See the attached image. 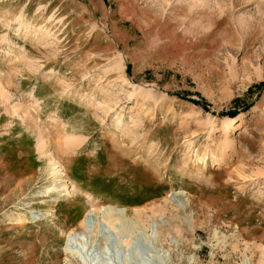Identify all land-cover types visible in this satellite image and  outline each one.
<instances>
[{
	"label": "rangeland",
	"instance_id": "374dc122",
	"mask_svg": "<svg viewBox=\"0 0 264 264\" xmlns=\"http://www.w3.org/2000/svg\"><path fill=\"white\" fill-rule=\"evenodd\" d=\"M229 118L231 133L212 129ZM51 155L77 205L47 223ZM89 206L127 218L93 214L95 235L67 240ZM91 259L264 264V0H0V264Z\"/></svg>",
	"mask_w": 264,
	"mask_h": 264
},
{
	"label": "bare ground",
	"instance_id": "6f19581e",
	"mask_svg": "<svg viewBox=\"0 0 264 264\" xmlns=\"http://www.w3.org/2000/svg\"><path fill=\"white\" fill-rule=\"evenodd\" d=\"M15 21L17 22V24L20 27L21 26L28 25V21L24 17V15H18L15 18ZM14 46L15 45L13 43H9L8 42L7 44H4L3 46H1V48H3V51L2 52L7 53V54H14L15 57H18V58H19V56H23L24 59L26 58V60H32L30 58V56L27 54V52L25 53V51H23V48H19V49L16 48L17 49L16 50L14 48ZM110 71H118V72H120L119 78L123 79V82L125 84L132 85L133 86V84L131 83V81L125 76V73H124V64L122 62V58H117L116 59V61L114 62L113 66L110 67ZM133 90H134V93L136 95H140L141 96V95L144 94V90H142L141 87L133 86ZM28 95H29V97L30 96L32 97L33 96V93L30 92V93H28ZM33 97H34V100L35 101H38V99L35 96H33ZM111 108L112 107H110L109 109H111ZM236 121H237L236 118H234V119H230L229 118L225 122H223L222 124H219V125L216 124L215 122H210V124H211V127H212L213 130H215V131L218 130V129L219 130H222L223 133H224V135H225L227 133H231L233 130H235L237 128L236 127L237 126ZM122 122L123 121H122V113H121V114H118L117 120L115 121V125H118L119 123H122ZM137 123H138V121H133L130 124L131 125L132 124L134 125V124H137ZM130 124H127V123H124L123 122V127L125 128V131L131 132V127L129 126ZM135 138H136V136L133 133L132 134V141L135 140ZM223 138L224 139L222 141L218 142V144H217L218 145L217 153L213 154L214 155L213 157H214V159H215L216 162H218V161H220L222 159H225V156L227 155V151L226 150L228 148H231V146H232V142H230L227 137H223ZM42 139H45L46 140L45 136H42ZM70 142H72V145H74L73 142H75V141L70 140ZM70 142L68 141V144H71ZM76 142H77V140H76ZM135 143H137V142L134 141V144ZM149 147H150L151 151L153 150V148H155V146H151V144L149 145ZM72 148H73V146H72ZM194 152L196 154H198V150H195ZM49 164L50 165H49L48 172L51 175L52 183H50V185L43 186L39 190V193L37 192L41 196V198L43 197L41 199L42 200L41 202L45 204V206H46V208L48 210L47 215L49 216V218H48L47 223H50L52 221L51 220V217L53 216L54 209H55V207H57V206H59L61 204V201L62 200H64V199H67V200L71 199V200H73V202L70 203V206L75 207L77 205V201L74 199V194H75L74 187H75V184L76 183L74 181H72V180H69L66 177V175L60 169V167L57 166L58 162L55 160V158L52 155L50 156V162H49ZM27 176H28L27 173H24V175L20 176V182L18 183V186L20 187V189H22L27 182H30L29 176L28 177ZM16 189H18V187ZM51 193H54V195H55L54 198H53V200H51V201L45 200L44 198L49 197V195ZM37 197H38V195H37ZM102 211L103 212H106V211L108 212V214H106V218H104V219L102 218V220L106 221L107 224L110 223V227H112V228L114 227L113 226L114 225V222H116V221L119 222L123 217L127 218V215H124V214H123V216L120 215V213H124V210L119 209V208H116L114 206H106V207H104L102 209H99V210H95L92 206H89V208L86 211L84 210V214H83L81 220L79 222L75 223L72 226V229L71 230H69L68 232H67V230L65 231L66 234H64V235L66 236L67 240L70 239V238H73V239L74 238H81L85 234L86 235L87 234L95 235L94 228H92L90 226L91 223L89 224V220H90V218H91V216L93 214H100ZM142 211H143V209H142ZM134 212L136 213V217H138V216L140 217L141 211H139V210L136 209V211H134ZM25 213H23L21 211H19V212L17 211L15 213L9 214L8 216L12 219V221H13V219L17 221V220H22V218L25 217ZM30 213H32V214L35 213L36 214V212H33V211H31ZM98 216L99 215H97L96 218H98ZM137 220H139V219H137ZM141 221H142V219L139 222L140 224H142ZM116 223H115V225H116ZM55 230H57V233L55 234V236H59V234H63L64 233V231L61 228H58L57 227ZM124 243H125V241H124ZM66 260L69 261V259H66ZM93 261H94V259H91V260H89L87 262V264H92Z\"/></svg>",
	"mask_w": 264,
	"mask_h": 264
}]
</instances>
